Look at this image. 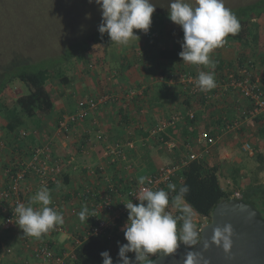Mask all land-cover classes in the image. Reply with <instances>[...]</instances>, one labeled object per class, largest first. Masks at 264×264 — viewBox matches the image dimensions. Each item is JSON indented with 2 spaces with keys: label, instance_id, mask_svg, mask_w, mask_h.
I'll use <instances>...</instances> for the list:
<instances>
[{
  "label": "crops",
  "instance_id": "crops-1",
  "mask_svg": "<svg viewBox=\"0 0 264 264\" xmlns=\"http://www.w3.org/2000/svg\"><path fill=\"white\" fill-rule=\"evenodd\" d=\"M158 32V40L147 38L144 33L139 35V40H133L129 45L115 43L109 49L107 59L102 55L93 71H85L83 67L85 75L82 72L68 75L69 82L59 86L62 90L59 96L63 99L62 105L61 102L57 104L55 99L56 110L51 116L35 121L25 119L21 125L25 134L4 133L0 137V142L4 140L5 144V148L0 149V159L4 162L0 165V193L8 187L11 178L20 172H25L20 184V197L26 206L41 186H46L52 198L50 207L58 205L54 209L63 216L62 225L66 226L68 232L47 233L41 238L55 242L58 248L71 246V233L82 232L84 222L81 225L78 213L83 206L89 207L76 192L84 187L101 190L105 183L104 177L112 181H120L121 177L125 181L133 177L137 181L141 176L157 171L162 165L181 163L187 157L189 144L194 145V150H203L202 145L197 143L203 129L217 137V143L210 146L209 153L202 158L220 165V181L231 180L234 184L231 190L238 191L235 180L239 182L241 175V180L250 177L249 181L264 179V170L248 176L246 169L242 168L246 158L251 157L243 150L244 142L253 144L263 138L259 125L264 123V117L259 121L256 117H243L239 111L247 107L245 98L232 88L222 87L229 80L221 69L236 59V45L225 43L223 47L215 49L210 58L216 66L211 70L202 65L186 64L182 60L160 58L159 51L176 46V43L181 44L184 34L182 28L172 21L165 24L164 31ZM163 35L167 38L160 42ZM216 59L221 60L222 67H219ZM259 60L264 64V51ZM257 68L260 72V68ZM186 70L197 76L201 70L214 71L216 84L223 82L214 89L218 95L210 101L212 103L191 98L179 77ZM90 100L98 102L96 110L88 118L70 125L66 116ZM190 108L194 109L196 118L191 126L186 125ZM176 113H182L185 117L179 122H172V116ZM221 114L224 119L233 122L241 120L242 126L227 131L224 121L218 119ZM260 114L264 115V111ZM62 121L66 122V129ZM2 124L6 125L4 121ZM183 126H187L186 135ZM99 134L101 138L96 137ZM119 142L125 152L124 160L114 154H106L108 147ZM19 146L29 150L22 153ZM221 149L225 151L222 153ZM243 153H246L244 159ZM255 160L252 168L258 169L260 161L257 157ZM58 163L62 169L54 174L51 167ZM44 167L49 170L42 174ZM11 170L15 175H10ZM68 175L69 181L66 180ZM5 214L0 201V236L3 237L1 264L32 259L22 246L25 237L22 229L15 222L6 223ZM123 237L122 230L114 236L117 242V238L123 241Z\"/></svg>",
  "mask_w": 264,
  "mask_h": 264
},
{
  "label": "clouds",
  "instance_id": "clouds-1",
  "mask_svg": "<svg viewBox=\"0 0 264 264\" xmlns=\"http://www.w3.org/2000/svg\"><path fill=\"white\" fill-rule=\"evenodd\" d=\"M95 3L101 11V23L98 32L103 36L107 33L110 42L118 45H129L139 36L134 29L148 33L152 25V16L156 10L153 0H89ZM168 17L183 31V41L179 56L189 65L204 66L214 70L215 62L210 54L226 43L228 35H236L240 30V22L235 13L225 6L224 0H170ZM195 85L201 92H209L216 87L214 71H199ZM146 177L141 176L138 184L143 186ZM168 188L176 191L175 184ZM190 192V186L185 184L172 198V205L181 215L173 216L166 211L169 205V194L163 189L152 190L140 187L135 196L138 200L124 203L128 218L122 227L126 243L118 244V259L116 264H144L154 255H170L176 253L180 244L194 246L201 242V235L194 223L193 208L186 203L185 198ZM50 190L46 186L31 197L28 206L18 203L13 210V216L18 217L15 224L22 229L23 235L40 239L56 226L62 225L63 216L53 207ZM32 205H38L33 207ZM80 221H88L90 216L87 206L78 213ZM200 217V216H199ZM182 220L178 232L177 222ZM209 220H207L208 222ZM234 229L230 223L213 229L211 242L223 247L227 253L231 250ZM209 242L204 241L207 249ZM128 253H134V259ZM102 264H114L108 250L100 253ZM203 259L200 253L188 251L184 264H200ZM207 264V261H204Z\"/></svg>",
  "mask_w": 264,
  "mask_h": 264
},
{
  "label": "trees",
  "instance_id": "trees-1",
  "mask_svg": "<svg viewBox=\"0 0 264 264\" xmlns=\"http://www.w3.org/2000/svg\"><path fill=\"white\" fill-rule=\"evenodd\" d=\"M162 1H164L165 5L170 3V0H153V2ZM160 6L161 5L156 6L159 8H156L155 12L153 13L152 25L150 29H156L162 32L164 31V27L162 26L167 22H170L171 20L168 17V6L164 9H162L163 6ZM227 8L231 9V11L235 13L237 18L239 19L241 27L236 35L230 34L226 37V43H232L233 45H236L238 55L233 62L228 63L227 65H225L226 67L224 69H221L224 70L225 77H227L228 72L232 68L235 69L238 67L248 66V68L251 69V65L255 66L256 61L259 60L261 52L264 51V0H240L239 3L232 6H227ZM133 31L138 32L141 30L134 29ZM95 36L96 43L100 44L97 50L101 53L104 52L102 54L104 55L105 59L109 54V47L115 44V42H110L107 33L101 36V34L98 32ZM86 50L87 53L92 52L90 43L88 44ZM181 50V45L164 48L159 51V57L170 61L182 60V58L178 55ZM84 55L85 56H83L82 58H78L76 62H81L82 64L84 63V68H86L85 71H88L90 70L89 67H91V65H88L87 60H90V57H87L88 55L86 54ZM93 56L94 53L91 54V58ZM220 62L221 60L218 59L217 63L219 64V67H222L220 65ZM35 67V64L23 63L17 65L13 70L7 71L4 74L0 75V115L7 120V124L5 126L2 125L1 128H4L6 133H13L16 135L20 133L25 134V131L21 130V125L24 124L26 120L31 119L35 121L46 116H51L53 112H55L56 107L52 89L48 85L49 80L57 77L60 78V81L64 84H67L70 80V76H68V74L66 73H56L52 68L49 67H43L39 69H36ZM236 77L238 79L244 78L238 73H236ZM17 81H21L25 85V87L27 88V92L23 91L24 89L22 86L20 88V92H18L17 94L15 104L13 106H9L8 104L2 102V98H6L8 95H10L8 90H10L12 85ZM203 101L205 102V100ZM187 102H189V97L187 99ZM247 103L249 102L247 101ZM245 106H247L246 109H248V104ZM61 115L62 113L59 114L60 118ZM223 117V114H221L219 115L218 119L220 122L224 121L223 125H225V128L228 122L232 123L233 121L229 120L228 118L224 119ZM262 117H264V115L260 114L256 116V119L259 121ZM195 119L196 118L191 119L189 116H187L186 125L191 126V124L196 121ZM73 122L74 121L69 120V123H71L70 125H72ZM186 127L187 126H183V129H185V135ZM259 131L263 138L259 140V142H253V144L251 143L253 152H246H248V154L249 152H251L250 155H254L255 158L257 157V159H259L260 165L258 167V170L260 171L264 170V123L262 125H259ZM19 148L22 153L29 150L28 148H23L21 146H19ZM42 155L44 154H41V156ZM219 171L220 165L214 162H210L202 157L190 160L186 165L178 170L171 183L164 185L163 190H165L169 194V205L166 211L171 213L173 216L181 215V213L173 207L172 198L178 193L180 187L187 184L190 186V192L187 194L185 201L186 203L191 205L193 210L200 217L210 220L211 212L221 201L236 196L240 199L254 204L264 218V181L258 179L255 181H250L247 186L239 185L237 192H240V195L239 193L238 195H235L234 190H228L227 188H224L222 186L219 177ZM255 174H257V172ZM10 175L15 174H13L12 172V174L10 173ZM12 180L13 179L11 178V182L5 189L6 191L11 190L13 182ZM66 180H70L69 175L67 176ZM120 181L126 184L125 189H127V182L124 181L122 177L120 178ZM235 181L236 184H239L238 180ZM169 184H175L176 191L170 190L168 188ZM86 189H88V187H84L75 194L77 195L80 192H86ZM89 195L90 193H85V197H89ZM12 198H14V195H12ZM0 201L3 204L7 203L3 197H1ZM6 216L7 214H5V217ZM126 222L127 221L118 220L115 224L114 234L119 233ZM182 223V220H179L177 222L178 232L182 226ZM199 227L196 225V229L201 235ZM79 238L82 239V242L78 245H75L73 251L74 259L68 261L67 264H102L103 258L101 257L100 253L105 250L109 251L110 255L113 258L114 264H116L118 256L113 252L112 248H110L109 240L106 236H94L83 239V235L79 234ZM40 240L45 243L49 242L50 245L53 244V242L48 241V239L46 240L40 238ZM2 254L3 237L0 236V264L2 263ZM155 256L156 255L150 256L144 262V264H150L151 260Z\"/></svg>",
  "mask_w": 264,
  "mask_h": 264
},
{
  "label": "built area",
  "instance_id": "built-area-1",
  "mask_svg": "<svg viewBox=\"0 0 264 264\" xmlns=\"http://www.w3.org/2000/svg\"><path fill=\"white\" fill-rule=\"evenodd\" d=\"M147 38L149 37H158L159 32L155 29H150L148 33H145ZM236 73L240 76H243V79H238ZM180 81L183 84L184 89L188 92L194 101L196 100H205L206 103H209L213 98L217 97L218 93L214 91L216 87H219L221 84H216V87L209 92H201L199 88L195 85V80L197 75H194L192 72L186 70L180 74ZM229 82L222 84L224 89L232 88L233 90L238 91L248 103V109H240L239 113L245 118H254L264 111V69L258 72V68L254 65H251V69L248 66L238 67L231 69L228 72ZM98 106L97 101H87L84 102L82 108L78 109L76 112H73L66 116L67 121H78L84 120L92 114ZM187 115L193 119L195 117L194 109L190 108L187 112ZM185 116L182 113H176L172 116V122H179ZM62 126L66 129V122H61ZM242 126L241 120H235L234 122H228L226 126L227 131H232L238 129ZM99 138L102 137L101 134L98 135ZM197 143L202 145L203 150H194L193 144H189L187 157L181 161V163H171L169 165L160 166L157 171L152 172L145 176L147 179L143 186L138 184L133 177L125 180L127 182V189H125L126 184L122 181H112L104 177L105 183L101 190L90 188L86 189L87 193H90L89 197H85L86 192H80L77 196L88 205L89 214L93 215L88 218V221L83 223L82 232H72L70 245L67 248H58V245L53 242V244L45 243L40 239L34 237L25 236L22 240V246L26 252H28L32 259H25L18 263L14 264H67L68 261L74 259L73 251L75 245H78L82 242V239L79 238V234L83 235V239H87L94 236H106L108 240L114 238V229L115 224L118 220L127 221L128 211L125 208L124 203L132 200L133 203H137L138 200L135 196H132L134 193H137L140 187H149L152 190L163 189L165 184L171 183L173 177L176 175L178 170H180L184 165H186L190 160H194L200 157H204L209 153L210 146L217 143V137L213 136L208 130L203 129L200 131ZM244 151H252V145L250 142H244L243 145ZM107 156L112 154L121 157L122 160L125 159V152L121 142L114 144L113 146L108 147L106 150ZM62 169L61 164H54L51 167V172L58 174ZM49 170L48 167H44L41 170L42 174H45ZM25 176V172H20L12 178V186L10 191L4 190L1 192V197L7 202L3 204V212L7 214L6 223H12L18 220V217L13 216V210L18 203H23L22 196L20 197V184L22 179ZM14 195V198H12ZM124 202V203H123ZM58 205L54 204V208H57ZM198 215L194 210L193 214ZM199 216V215H198ZM203 218V217H202ZM206 219V218H203ZM207 220V219H206ZM82 225V222H81ZM203 225V224H202ZM202 225H200V230ZM68 230L65 225H58L53 230H50L49 233H67ZM73 239V240H72ZM115 239V238H114ZM10 251V250H9Z\"/></svg>",
  "mask_w": 264,
  "mask_h": 264
},
{
  "label": "rangeland",
  "instance_id": "rangeland-1",
  "mask_svg": "<svg viewBox=\"0 0 264 264\" xmlns=\"http://www.w3.org/2000/svg\"><path fill=\"white\" fill-rule=\"evenodd\" d=\"M239 1L240 0H224L226 7L237 4ZM153 3L156 4V6H163L162 9L169 5V3L165 5L164 1ZM100 23L101 11L94 2L89 3V0H0V75L13 70L17 65L23 63L35 64L36 69L49 67L56 73L60 72L68 75H77L82 72V74L85 75L83 71L84 63L76 62L78 58L85 56L84 54L90 57V60L87 61L88 65H91V67H89L90 70L93 71L95 64L98 63L101 55H103V52L101 53L97 50L100 44L96 43L95 40V35L98 33V25ZM162 27H165V25ZM136 33L138 36L144 34L143 31H138ZM150 38L152 40L159 39V37ZM166 38L167 37L163 35L160 42L165 41ZM88 42L91 44V53H87L86 50L89 44ZM114 45L115 44L111 45L109 49ZM176 45L181 44L176 43ZM214 51L212 53H214ZM93 53L94 56L91 58V54ZM257 66L260 70L262 68L264 69V64H261L260 60L255 63V67ZM63 84L60 78L57 77L50 79L48 82L54 94V98L58 101L56 103L59 104L61 102L60 105H62L63 99L59 97L61 96L60 91H62L59 86ZM22 86L24 89L23 91L27 92L25 85L21 81H17L12 85L11 89L8 90L10 95L6 98H2V102L9 106H13ZM2 121L7 124V120L3 119L0 115V137L6 133L4 128H1V126L4 125ZM96 137L98 138V135ZM4 148L5 144L4 140H2L0 142V149ZM224 151L225 150L222 149L220 150L222 153ZM251 152H249V155ZM242 156L244 159L246 153H243ZM253 156L254 155H251L250 158L247 157L243 162L244 167L242 168L246 169L245 172L248 176H251V173L254 174L258 172L257 168H252L256 162ZM3 164L4 162L0 159V165ZM240 178L242 179L243 176L241 175L239 177L238 186H247L249 182L252 181H249L251 177L248 179L244 178L243 180ZM221 181L225 188L229 190L233 189L234 184L231 180L221 179ZM262 181H264V179ZM235 190L237 189H234V191ZM238 193L240 195V192H234L235 195H238ZM193 215L194 223L197 226L207 223L206 219L199 217L195 213ZM117 239H119L120 243H126V241L124 242V237L123 241L122 238ZM109 244L113 252L117 254V241L111 238ZM128 255L130 258L134 259V253H128Z\"/></svg>",
  "mask_w": 264,
  "mask_h": 264
},
{
  "label": "water",
  "instance_id": "water-1",
  "mask_svg": "<svg viewBox=\"0 0 264 264\" xmlns=\"http://www.w3.org/2000/svg\"><path fill=\"white\" fill-rule=\"evenodd\" d=\"M230 223L234 229L229 252L211 242L213 229ZM201 242L194 246L180 244L176 253L156 255L150 264H184L188 251L200 253V264H264V218L256 206L236 196L221 201L201 227ZM204 241L209 247L204 249Z\"/></svg>",
  "mask_w": 264,
  "mask_h": 264
}]
</instances>
